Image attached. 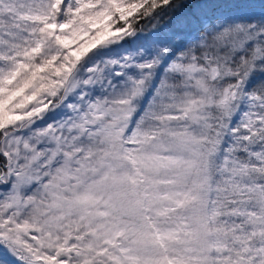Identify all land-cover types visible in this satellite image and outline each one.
I'll return each instance as SVG.
<instances>
[{
  "label": "snow or ice",
  "instance_id": "obj_1",
  "mask_svg": "<svg viewBox=\"0 0 264 264\" xmlns=\"http://www.w3.org/2000/svg\"><path fill=\"white\" fill-rule=\"evenodd\" d=\"M0 264H264V0H0Z\"/></svg>",
  "mask_w": 264,
  "mask_h": 264
}]
</instances>
